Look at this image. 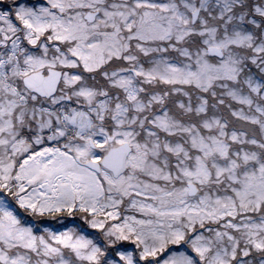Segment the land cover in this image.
I'll return each mask as SVG.
<instances>
[{"label":"snow or ice","instance_id":"snow-or-ice-1","mask_svg":"<svg viewBox=\"0 0 264 264\" xmlns=\"http://www.w3.org/2000/svg\"><path fill=\"white\" fill-rule=\"evenodd\" d=\"M0 264H264V0H0Z\"/></svg>","mask_w":264,"mask_h":264}]
</instances>
